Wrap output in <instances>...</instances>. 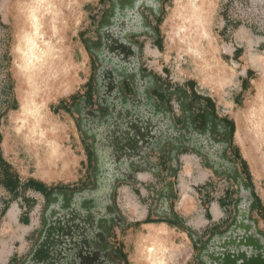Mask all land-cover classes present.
<instances>
[{"label":"rangeland","instance_id":"rangeland-1","mask_svg":"<svg viewBox=\"0 0 264 264\" xmlns=\"http://www.w3.org/2000/svg\"><path fill=\"white\" fill-rule=\"evenodd\" d=\"M39 1L0 0V250L6 241L18 254L8 264H23L34 250L55 198L94 189L99 169L87 125L99 108L100 90L107 87L109 95L116 78L122 98L143 91L154 112L168 113L175 131L201 132L194 115L210 113L208 101L219 123L209 129L210 146L182 144L173 156L174 146L163 143L146 151L151 168H135L133 177L113 185L110 260L140 264L139 244L156 239L175 246L180 255L174 264H203L201 247L235 221L242 200L245 205L241 187L250 190L248 215L264 236V133L249 128L241 115L264 80V0L211 1L202 45L218 65L215 76L165 32L175 0H151L154 9L139 5L138 19L129 15L134 0H71L61 6L60 30L51 38L62 45L66 63L43 67L37 84L26 77L30 67L20 76L14 51L17 30L32 25L27 18L41 11ZM140 22L143 29L134 33ZM122 30L126 42L118 36ZM63 58L55 57V64ZM32 105L53 126L59 153L39 140L44 125L28 113ZM107 143L114 153L116 142ZM20 210L31 215L30 223L21 224ZM59 237V243L68 239L62 232Z\"/></svg>","mask_w":264,"mask_h":264},{"label":"water","instance_id":"water-1","mask_svg":"<svg viewBox=\"0 0 264 264\" xmlns=\"http://www.w3.org/2000/svg\"><path fill=\"white\" fill-rule=\"evenodd\" d=\"M144 5L154 9V5L151 0H134L132 11L130 16L138 19V7ZM125 17V16H124ZM129 18V17H128ZM141 18V17H140ZM138 29L134 26L133 32H139L143 29L141 22L137 23ZM110 34V30H106ZM123 30L118 34L120 40L125 41L122 37ZM104 40V38H103ZM126 42V41H125ZM105 50L103 51L104 57L106 56ZM108 58L109 54H108ZM135 60L133 61V64ZM106 70V69H105ZM100 79L104 78L105 71L100 72ZM136 84L140 81L139 76H136ZM117 79H112V85L114 90L110 94H106L107 87L103 86L100 90L101 101L106 104L109 103L111 116L109 119L105 118L101 125L100 135L105 142L110 140L113 144L116 142L118 147H125L127 144L133 145L132 143L144 141L145 152L150 150L151 145L154 141L158 142L157 146H161L168 138L175 140L176 136L178 139L174 141L177 147L173 149V156L176 154L178 146L185 144L194 146V142L198 144L201 141L206 142L209 146L211 141L209 140V134L204 132L200 133L193 130L191 127H184L183 129H177L174 133H171V121L169 115L163 114L161 111H157L155 115L152 114L154 106L147 105V97L141 93L140 97L129 99L127 103L143 102L142 104L143 113L138 114L137 108H133L131 105H124L121 109L118 108L116 103H121L123 98L116 91ZM104 81V80H103ZM101 81V83H103ZM104 85V84H103ZM164 115L166 117H162ZM186 137L189 141H186ZM197 139V140H195ZM104 141L102 140L103 144ZM115 145V144H114ZM117 147V146H116ZM206 145L203 144V148ZM208 147V146H207ZM198 149V147H196ZM203 150V149H201ZM144 156L146 161V167L151 168V164L148 165L149 160ZM217 156V155H215ZM218 158H220L218 156ZM105 171H110L105 168ZM124 177V176H123ZM114 180V179H113ZM112 180V181H113ZM112 187L108 188L110 192ZM241 194L245 196L244 206L243 200L242 206H240L239 214L236 216L235 221L222 233L213 234L206 244L201 247L200 259L203 264H264V236L258 232L254 221L249 218V204L252 200L249 188L241 187ZM91 196L97 195L96 190H90ZM84 194H80L82 197ZM243 198V199H244ZM56 204L52 203L47 210L46 218L47 224L41 234V238L35 245L34 250L27 257L23 264H59L57 257L65 251L67 246L74 241H77V228L75 227V221L68 220L69 218L60 217L56 212ZM77 226V225H76ZM64 233L68 239L64 242L57 241L60 239V233ZM62 243V244H61ZM65 253V252H64Z\"/></svg>","mask_w":264,"mask_h":264},{"label":"bare ground","instance_id":"bare-ground-1","mask_svg":"<svg viewBox=\"0 0 264 264\" xmlns=\"http://www.w3.org/2000/svg\"><path fill=\"white\" fill-rule=\"evenodd\" d=\"M211 1L175 0L174 6L165 21L167 26L165 32L169 31V35H175L183 46V49L189 52L195 60H200V65H203V68L207 67L206 72L210 71V74L215 76L219 74V69L214 70L218 65L213 60L211 51H206L205 46L202 45V39H208L209 37L206 23ZM39 2H41V11L38 13L32 12V15L27 18L32 25L27 28L24 24L21 28H18L16 33V50L14 51L15 66L20 72V76H24V73L27 74L30 67L31 71L26 77L28 79L31 78L37 84L39 83L35 77L38 76L43 67L45 68L46 65L51 67L53 64L56 67H60V65H65L66 63L65 57H62V45L57 43L56 38L55 40H51V38L60 30L61 6L65 7L71 0H40ZM55 57L63 58L62 62L55 64ZM263 86L264 80L260 79L257 82L255 95L247 100L246 107L243 114H241L242 120H244L248 127L254 126L253 128L260 133H264ZM35 108L36 105L27 106L28 113L31 110L34 115L36 113ZM35 117L41 120V123L44 125L39 140L47 142V145L50 147L49 150L57 151L56 148L58 146L53 137L55 134L53 126L50 125L48 119L41 111L40 113H36ZM56 153L59 152L57 151ZM151 241L153 243L139 244L140 264H174L173 260L180 255L175 246L168 244L167 240L157 241L156 239H152Z\"/></svg>","mask_w":264,"mask_h":264},{"label":"flooded vegetation","instance_id":"flooded-vegetation-1","mask_svg":"<svg viewBox=\"0 0 264 264\" xmlns=\"http://www.w3.org/2000/svg\"><path fill=\"white\" fill-rule=\"evenodd\" d=\"M133 84H135V88L138 87V83L136 84L134 80ZM136 93V97H140L141 91L137 90ZM136 97L132 96V99ZM129 99H131L130 96L124 95L122 102L116 103V106L121 109L124 105H131L133 108H137L138 114H142V104L145 106L146 103L133 102L129 104L127 103ZM147 105L153 107V104L149 101ZM98 107L97 111H91L92 115L87 125V130L93 137L95 168L99 169L97 175L100 172L98 176L96 175V185L92 189V191L96 190L97 195L91 196L90 190H87L83 192L87 194L82 197L80 196L82 192H78L71 196L60 194L61 197L55 198V201L56 199L57 201L54 203H58L56 206L57 214L60 217L69 218L68 220L74 218L71 221H75L74 225L77 228V241L71 242L67 246L66 252L61 254L62 256L59 258V264H114L110 260V250L107 243L108 230L117 216L113 202L110 199L113 185L120 179L125 178V176L133 177L135 168L145 167L147 164L144 156H142L143 154L146 157L145 143L144 141H139V139L132 143L133 145L127 144L125 147L120 148L113 147L115 152L109 153L110 147L107 142L110 143V141H106L103 144L100 130L105 118L109 119L111 116V106L108 102L104 104L101 101ZM152 114L155 115L156 112L153 111ZM209 129L205 128L200 133H208ZM174 131L172 129L171 133H174ZM186 141H189L188 137H186ZM166 142L174 146V148L177 147L171 137L164 143L166 144ZM157 143L154 141L150 150L160 149L161 146L156 147ZM196 143L194 142L192 147L196 148L197 146L199 148L200 143ZM215 159L219 158L216 156ZM105 168L110 171H105ZM223 170L228 172L231 169L226 167ZM109 187H112L110 192L108 191Z\"/></svg>","mask_w":264,"mask_h":264},{"label":"crops","instance_id":"crops-1","mask_svg":"<svg viewBox=\"0 0 264 264\" xmlns=\"http://www.w3.org/2000/svg\"><path fill=\"white\" fill-rule=\"evenodd\" d=\"M23 209H26L25 206H24ZM20 211L21 212L19 214V219L18 220L21 222V224L30 223L31 220H32L31 215L26 213V212H24V211L22 212V210H20ZM4 245H5V248L0 250V264H8V263L12 262V261H14V259L18 255L15 251H13L9 247H7L6 241L3 242V246Z\"/></svg>","mask_w":264,"mask_h":264},{"label":"trees","instance_id":"trees-1","mask_svg":"<svg viewBox=\"0 0 264 264\" xmlns=\"http://www.w3.org/2000/svg\"><path fill=\"white\" fill-rule=\"evenodd\" d=\"M207 105L210 106V113H208V110H202L200 112H197L194 116L197 117L198 121H197V125H199V127L201 128V130L205 129V128H210L212 127V125H217L219 122H217L216 118H215V113L213 112V105L212 102L208 101ZM194 120V119H193ZM213 123V124H212ZM212 124V125H211ZM195 130L196 127H193ZM199 128V129H200ZM146 221L151 222L152 220L147 219Z\"/></svg>","mask_w":264,"mask_h":264}]
</instances>
